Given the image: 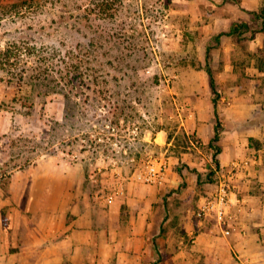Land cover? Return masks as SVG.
<instances>
[{
    "label": "rangeland",
    "instance_id": "rangeland-1",
    "mask_svg": "<svg viewBox=\"0 0 264 264\" xmlns=\"http://www.w3.org/2000/svg\"><path fill=\"white\" fill-rule=\"evenodd\" d=\"M263 8L264 0H0V246L21 255L8 223L17 210L4 204L16 171L33 175L50 162L74 177L83 169L99 214L100 201L140 181L151 157L218 152L217 142L204 145L180 128L206 102L217 101L221 131L237 100L255 123L264 121V20L254 15ZM240 23L250 28L242 36L218 38ZM159 128L169 129L176 148L166 153L141 140ZM205 181L216 182L210 169ZM164 198L159 234L145 244L151 264L172 254ZM19 240L29 244L26 234ZM86 254L87 264L120 260L118 252ZM39 256L31 251L29 264Z\"/></svg>",
    "mask_w": 264,
    "mask_h": 264
},
{
    "label": "crops",
    "instance_id": "crops-1",
    "mask_svg": "<svg viewBox=\"0 0 264 264\" xmlns=\"http://www.w3.org/2000/svg\"><path fill=\"white\" fill-rule=\"evenodd\" d=\"M237 89L240 91L241 87ZM246 107L238 100L228 107L217 153L194 147L169 155L161 182L130 181L125 187L122 184L119 198L100 201L99 214L84 190L83 169L74 177L66 174L68 166L50 162L38 165L33 175L23 170L14 172L12 195L4 204L17 210L8 223L14 230L13 244L21 255L10 254L3 243L0 264H16L17 258V264H29L31 251L40 253L35 264H87L86 253L93 251L102 253L103 258L106 253H120L118 264H151L145 244L148 236L159 234L166 195L172 253L166 264H264V121L255 123L252 111ZM216 109L215 103L206 102L205 107L186 116L180 128L188 136L196 134L204 145L214 143ZM141 140L166 153L176 148L168 128L148 132ZM163 158L151 157L157 162ZM245 160L252 162L240 169L231 182L227 224L232 235L226 237L213 220L201 219L197 212L216 192L220 173ZM179 163L185 168H178ZM209 169L214 183L205 181ZM1 205L2 201L0 209ZM22 234L28 235L29 244L19 240ZM129 237H136V243L130 245Z\"/></svg>",
    "mask_w": 264,
    "mask_h": 264
},
{
    "label": "built area",
    "instance_id": "built-area-1",
    "mask_svg": "<svg viewBox=\"0 0 264 264\" xmlns=\"http://www.w3.org/2000/svg\"><path fill=\"white\" fill-rule=\"evenodd\" d=\"M264 155V144L261 148ZM252 161H238L235 162L230 171L220 173L218 182V188L213 196L207 199L204 204L199 208L197 216L201 219L213 220L222 234L226 237L232 235V229L227 224V209L230 204L231 198V182L234 179V175L242 168H246ZM168 169L167 161H155L149 160L146 164V168L138 173V179L146 183L161 182Z\"/></svg>",
    "mask_w": 264,
    "mask_h": 264
},
{
    "label": "trees",
    "instance_id": "trees-1",
    "mask_svg": "<svg viewBox=\"0 0 264 264\" xmlns=\"http://www.w3.org/2000/svg\"><path fill=\"white\" fill-rule=\"evenodd\" d=\"M254 15L257 17V18H263L264 20V8L262 9L261 13H257V12H254ZM249 25L247 23H240V24H236L234 25L232 28H231V31L228 32V33H223L221 35H219L218 38H220L222 35H228V36H233V37H237L239 38L240 36H242L245 32H247L249 30ZM210 54V52L208 51V55ZM209 58V57H208ZM207 72L208 74L210 75L211 77V82H212V88L214 89V92H216V78L214 76V73L211 69V67H208L207 69ZM215 105H216V108H217V101H214ZM216 113H217V109H216ZM217 115V114H216ZM215 137L214 139L212 140V142H217L220 140V137H221V128L219 125H216V129H215ZM219 150V149H218ZM216 160V159H215ZM217 161V160H216Z\"/></svg>",
    "mask_w": 264,
    "mask_h": 264
}]
</instances>
